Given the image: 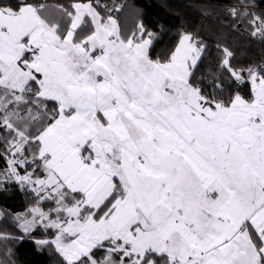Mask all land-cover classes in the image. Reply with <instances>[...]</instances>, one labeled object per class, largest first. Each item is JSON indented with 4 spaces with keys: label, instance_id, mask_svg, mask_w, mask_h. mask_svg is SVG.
I'll return each instance as SVG.
<instances>
[{
    "label": "snow or ice",
    "instance_id": "snow-or-ice-1",
    "mask_svg": "<svg viewBox=\"0 0 264 264\" xmlns=\"http://www.w3.org/2000/svg\"><path fill=\"white\" fill-rule=\"evenodd\" d=\"M220 7L264 44V0ZM128 8L0 0V264H264V58Z\"/></svg>",
    "mask_w": 264,
    "mask_h": 264
},
{
    "label": "trees",
    "instance_id": "trees-1",
    "mask_svg": "<svg viewBox=\"0 0 264 264\" xmlns=\"http://www.w3.org/2000/svg\"><path fill=\"white\" fill-rule=\"evenodd\" d=\"M178 1L199 12V19L195 25V32L202 36L210 45H215L218 41H223L231 45L236 51L239 59L246 62L259 61L264 58V44L250 40L247 37L239 36L229 30L222 23L223 12L220 5L225 0H128L129 8L125 15L129 22L135 17L136 10L143 12L147 22L153 25H163L169 30L165 36V42L169 36L179 27L185 28V17L170 10V3ZM55 3L56 0H50ZM208 62L201 67V71H206ZM26 199L23 193L18 190H11L8 194L0 195V208L8 211H19L25 206ZM0 231L10 232L19 235L12 227L9 220H0ZM12 249L11 259L14 264H54L50 253L36 250L30 242L10 243ZM3 246L0 245V259L3 256Z\"/></svg>",
    "mask_w": 264,
    "mask_h": 264
},
{
    "label": "rangeland",
    "instance_id": "rangeland-1",
    "mask_svg": "<svg viewBox=\"0 0 264 264\" xmlns=\"http://www.w3.org/2000/svg\"><path fill=\"white\" fill-rule=\"evenodd\" d=\"M171 4L173 10L179 8L181 15L185 17V28L194 31L195 25L199 19V12L182 2L174 1Z\"/></svg>",
    "mask_w": 264,
    "mask_h": 264
},
{
    "label": "crops",
    "instance_id": "crops-1",
    "mask_svg": "<svg viewBox=\"0 0 264 264\" xmlns=\"http://www.w3.org/2000/svg\"><path fill=\"white\" fill-rule=\"evenodd\" d=\"M169 8H170V10L172 11V12H174V13H178V14H180L181 15V13H180V9L179 8H177L176 10H173V6H172V4L170 3V6H169Z\"/></svg>",
    "mask_w": 264,
    "mask_h": 264
}]
</instances>
